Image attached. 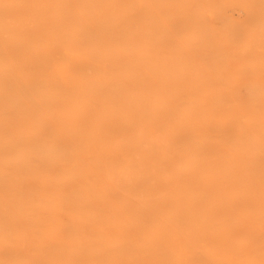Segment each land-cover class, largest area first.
I'll return each mask as SVG.
<instances>
[{
  "label": "bare ground",
  "instance_id": "obj_1",
  "mask_svg": "<svg viewBox=\"0 0 264 264\" xmlns=\"http://www.w3.org/2000/svg\"><path fill=\"white\" fill-rule=\"evenodd\" d=\"M0 264H264V0H0Z\"/></svg>",
  "mask_w": 264,
  "mask_h": 264
}]
</instances>
